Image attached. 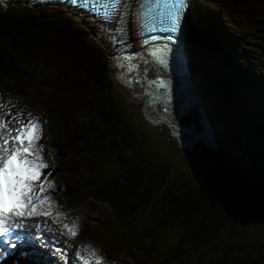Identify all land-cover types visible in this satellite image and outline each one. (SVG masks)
<instances>
[{"label": "rangeland", "instance_id": "374dc122", "mask_svg": "<svg viewBox=\"0 0 264 264\" xmlns=\"http://www.w3.org/2000/svg\"><path fill=\"white\" fill-rule=\"evenodd\" d=\"M194 1V8L190 7V14L191 15H197L201 19H205V21L212 24L211 21H208L210 17L215 21L216 19L213 17L214 14L212 13L213 8H218V10L221 9V12H223L225 15L223 17L222 26L224 29L226 28L228 31H230L238 41L239 46V53H237L236 59L233 60V64H235L237 67L240 68V72H245L251 76L247 80H242L241 82L237 81V78L233 80V84L238 86V94L241 96V99L244 102L251 101L255 102L257 100L256 96L249 92V88L246 87L247 84L253 83L251 86L252 92L255 90V88H258V91L262 93V96L264 98V89L259 90L260 87L264 88V80H263V74L261 76L256 77L255 74L262 73L264 69V0H242V1H233V0H193ZM8 5H3L0 2V9H10L6 8ZM48 6V7H46ZM39 6V7H32L22 5V4H16L15 6H12L11 9L16 14H26L30 13L34 15V13H56L57 16L55 18L57 19H63L66 21L67 19L72 21L75 25L71 24L75 29H83L85 33L88 32V39L94 43V48L92 49V46H81L77 44V42H71L69 39L65 37H58L51 31H40V30H33L32 28L28 30H21L22 32H25L24 34L28 36L27 43L28 45L39 43L42 46H40V49L33 50L30 53V57L23 58L24 61H28L29 63L35 62L36 58L44 57L47 59L45 61V68H56L58 67L59 70L62 72L61 77L65 81H57L59 79V75L57 72L52 71V75L55 77L53 79L52 84L48 86L42 87L40 84L36 85L33 81H21V80H15V81H7L0 77V82L5 83L3 86L5 88H9L10 93L15 94L13 96L10 93H3V98L8 99L6 103H13L14 100L17 102L18 106L20 108H23L24 110H29L30 114H36L43 115V109L42 105L46 106V109H48V104L51 105V108L54 106H58L55 102H52L51 97L59 98L58 96L61 95L62 98H64V103L61 105V107L58 106L59 110L64 116L67 117V126L68 130L71 133V135H76V140L72 141L70 140L68 142L69 146L76 145L79 142H84L87 145L88 139L90 137V131L89 128V119L92 114H94V108L96 106V79H99L100 76L104 78V81L106 82V85L108 86V93L111 96V98L114 100L116 107L119 108V112L121 115H123V121L127 124L129 127L130 132L132 133V136L136 139V144H134L135 148L140 150L142 152V155L148 156V160H151V163H156L158 166H160L161 169H163L166 174L168 175L167 180L173 181L178 186H181L186 189H192L195 187V189L206 188L208 190H216V189H224L225 185H228L229 190L227 189L228 193V199L233 202L232 212L228 214L227 212H224L227 216V223L225 227L220 232L221 238L216 239L215 241L211 242L210 245H204L199 246L195 252V254L192 255L190 258V264H216V261H221L222 258L229 257V252H232L231 258H238L243 257V255H246L248 252H252V250H242L239 251V245H253L256 248H262L264 247V209H261V206H264V192L260 189L259 186L256 185V183H253L251 179H249L242 170L247 172V166L244 162V159L248 161L247 153L246 157L244 158L243 155H241V151L247 150L249 152V148L247 146V142L238 143L239 146H244V149L234 150L233 154L231 155V159H225L223 160L222 164H218L215 162H211L207 157H205L207 154L211 151L209 150H203L200 155L197 154L196 160L183 158L179 156L171 147L168 146L169 142H166L165 140H162L160 137H158L153 131L149 128V126L145 125L144 122H142L141 119H138L136 115L134 114L135 111L133 109V106L131 104V101L129 98L119 89L116 82L114 81V78L111 73V66L112 63V54L109 52V50L106 49L105 42L102 44L100 40L98 39V35L96 31H93L90 25L86 22H84L82 19H80L78 16L73 15V13L66 11L63 7H53V6ZM210 7V9H209ZM214 9V10H215ZM207 13V15L205 14ZM20 15V16H21ZM24 16V15H23ZM210 16V17H208ZM219 16V15H217ZM25 17V16H24ZM30 17V16H29ZM126 18V16H125ZM124 18V19H125ZM220 19V18H219ZM221 20V19H220ZM218 21V20H217ZM216 24V21L214 22ZM219 24V21H218ZM220 25V24H219ZM70 26V24H69ZM198 27L195 26L191 29L189 39L194 41V38H196V32ZM214 32V31H213ZM84 34V33H83ZM201 34V33H200ZM33 37H29L32 36ZM203 35V34H202ZM210 35V34H205ZM204 36V35H203ZM101 38V37H100ZM104 39H102L103 41ZM195 43L199 44L196 47L203 46L202 42L195 39ZM204 45H206V42L203 40ZM79 43V42H78ZM187 43V41H186ZM191 42L188 41V46L186 47L185 51L188 52L186 56L190 55V61H191V72L194 75V64L196 63V52H192L189 50V44ZM214 46V43H211ZM27 47V45H26ZM216 48V46H214ZM216 49H221L217 47ZM50 50L53 53L52 57L45 56L47 51ZM116 54L117 51H116ZM199 54V53H198ZM32 57H35L32 59ZM221 59V58H220ZM189 60V56H188ZM198 60L200 63L204 60L201 59V56L199 55ZM222 60V59H221ZM262 65H261V62ZM188 62V61H187ZM221 63V62H220ZM233 64H222V67L225 68L228 66L233 68ZM187 68H189V64L186 63ZM198 68H200V75L202 77L201 84L198 83L196 80V83L199 84V87L201 89L202 96L207 99L206 104L209 109V114L211 116L210 121L212 122V126H214L217 130H219L227 139L226 141H234L237 139H240V133L243 130V126L239 125L240 121L237 116H235L234 112L232 110H227L226 115L228 116H222L223 115V109H220L221 113L218 115H214L216 112L215 110V86L214 84H207L205 81V77L202 73L206 70L205 65H197ZM215 66V65H214ZM212 67L211 65L210 70L207 71L208 76H211L212 78L215 77L217 79L218 71L219 69H215V67ZM253 68V69H252ZM214 70V72L212 71ZM252 70V71H251ZM250 71L252 73H250ZM101 72V75L99 76L96 74ZM198 72V69H197ZM210 72H213L210 73ZM221 72V71H220ZM94 73V74H92ZM232 74H236L237 70L234 69V72H231ZM48 74V73H47ZM240 74V73H238ZM210 79V77H208ZM213 78V79H215ZM205 80V81H204ZM211 80V79H210ZM244 86V87H243ZM214 87V88H213ZM231 90L229 87L228 92L231 94H234L235 90L237 88H234ZM25 88V89H24ZM203 88V89H202ZM213 89V90H212ZM242 92V93H241ZM237 93V91H236ZM22 94V95H21ZM48 96L46 102L45 98ZM13 100V101H12ZM24 100V101H23ZM242 101V103H243ZM27 102V103H26ZM46 102V103H45ZM44 103V104H42ZM241 103V104H242ZM64 105V106H63ZM66 105V106H65ZM243 105V104H242ZM254 105V104H253ZM234 106V110H239V113H241V110L249 120H251V112L256 115L258 118L261 119L262 113L257 110V104L254 106V111L250 109H245L244 105L242 106V109L240 107ZM25 107V108H24ZM246 112V114H245ZM258 112V113H257ZM29 115V113H27ZM238 115V113H237ZM47 116V115H46ZM48 117L54 118V113L51 112ZM232 117V118H231ZM215 118H221L219 123L220 126L219 129L217 127V122L215 121ZM229 118H231L233 124L229 121ZM126 119V120H124ZM228 119V120H227ZM238 120V127H236V124ZM128 121V122H127ZM248 121V120H247ZM252 121V120H251ZM261 120H258L256 122H259ZM217 123V124H216ZM226 124L231 125L232 127L228 128ZM248 131L251 129L250 126H245ZM225 129V130H223ZM245 137V136H244ZM243 138V137H242ZM244 139V138H243ZM189 141H191L189 137ZM228 145V143H227ZM85 146V150H86ZM211 146V145H210ZM46 147L48 145L46 144ZM229 147V145H228ZM50 151L48 153V158L51 161L53 165L55 164V161L52 160V155L55 154L54 150L50 147ZM230 149V148H229ZM178 150V149H177ZM145 153V154H144ZM244 153V152H243ZM205 155V156H204ZM250 155V154H249ZM226 156H229L226 154ZM206 161H205V159ZM114 157H111L109 159L110 165H105L106 168H102V166L97 169H94V176L101 178L104 177V173H106V176H109L111 174V169H114L115 167L112 165V161L114 160ZM80 160V159H79ZM204 161L203 165L200 163H196L198 161ZM77 161V159H76ZM201 161V162H202ZM75 167H72L74 166ZM110 166V167H109ZM71 172L70 177L74 178L72 180L77 181V177H84L82 170L83 168L80 165V161H77V164L69 165ZM250 173V172H249ZM248 181L251 186H253L255 189H253L254 192L251 190H248V184L246 180ZM85 180V179H84ZM73 181V187L74 190L79 193L78 198L83 201H88L92 203V205H96V207H92L93 210H98L97 213L94 214L97 219H99V225H102L103 221H114L116 219V212L105 202L100 201L98 199L90 198L87 196V194L81 193V186L78 185V189L76 187L75 182ZM247 185V187H246ZM236 186H240L245 190L246 193L251 194L254 196V203L253 204H247L244 202L243 197L240 196L241 191H234V188ZM260 191V195L256 192ZM55 196L59 200V192L55 193ZM258 196V197H257ZM262 202V205L259 202ZM227 200V199H226ZM222 210L221 206H219ZM81 208L78 209L80 211ZM94 222L92 223V225ZM146 224V223H145ZM232 224V227L235 228L236 232L234 235L230 236V232L227 230V228ZM228 226V227H227ZM114 226H111L112 234L111 236L106 240L107 243L113 244L115 246H119L114 250V253L118 254H132L134 256L135 261L140 262L139 254H145L146 258H152L154 256V252L149 254L151 249L149 247L145 248L144 253L143 249H140V251L129 249L127 250L126 245L121 247L119 244V237L120 235L118 233L113 232ZM179 230L178 223L176 221L172 222L171 226L162 228L161 231L157 232L156 238L157 241L153 242L154 245H152L154 248H157L159 250V256L163 258L170 252V249L173 247L174 243L179 239ZM231 237V239L229 238ZM226 237V238H225ZM91 241V239L89 240ZM104 243H106L103 240ZM152 242V241H151ZM150 243V242H149ZM89 245H92L101 255V260H105L108 257L109 252L106 251L105 246L100 243H90ZM90 246L86 248L88 249ZM190 246H186V249L188 250ZM233 249V250H231ZM91 252H94V250H89ZM226 252L228 254L226 255ZM235 253V254H233ZM125 258L124 255H120ZM238 256V257H237ZM124 258H121L124 259ZM176 258L175 255L170 256V260H174ZM131 259V258H130ZM132 260V259H131ZM153 264H157L154 261H152ZM168 262V261H167ZM163 263V264H167ZM113 263V262H111ZM178 264V263H177Z\"/></svg>", "mask_w": 264, "mask_h": 264}, {"label": "trees", "instance_id": "16d2710c", "mask_svg": "<svg viewBox=\"0 0 264 264\" xmlns=\"http://www.w3.org/2000/svg\"><path fill=\"white\" fill-rule=\"evenodd\" d=\"M216 14L220 15L219 13ZM20 15L19 13L16 14L11 7L10 9H0V77L10 81H33L36 85L40 83L44 87L54 82L52 81L55 79L52 75V71L54 70L60 77L57 81H65L62 79V72L58 67L52 69L45 68V61L47 59L44 57L36 58L33 63L23 60V58L27 57V53L28 57H30L32 49L38 50L42 46L39 43L28 45V36L24 34L25 32L28 33V31L22 32L21 30L23 29L28 30L32 28L35 31H51L58 37H65L71 42H77L81 46L87 45L92 46V49L94 48V43L87 37L88 32L85 33L83 29H75L76 27L74 28L71 25L75 24L68 19L64 21L63 19L55 18L57 16L56 13L48 14L43 12L42 14L38 11L34 15L30 13ZM217 15H214L216 17V24L213 22V25L205 21L207 18L204 20L199 16L196 18L198 21L197 26L201 33L197 32V38H201L202 41L204 40L209 44V48H205L204 46L196 47L199 44L190 41L189 47L193 48L197 56L193 73L198 83L199 81L201 82L200 76L197 74V69H199L197 65L206 66V70L202 73L206 79L204 81L207 84H214L216 87L215 90L212 89L213 92L216 91L214 96L216 112L214 115H217V111L219 112L218 115H220V109H223L222 116L225 117L227 116L225 111L232 110L235 111L234 115L239 120H243L244 114L242 112L239 113V110H234V106L236 105V101L234 100L235 96L228 92L229 89L227 87L229 86L218 78H215L216 75L213 74L214 70L210 73L215 76L213 77L215 79L207 74V71L210 70L209 66L211 65L213 67L215 65V69L221 71L219 74L225 76L227 73H223L222 64H229L231 62L230 60L233 59V56L229 54V46L233 45L230 38L227 39L224 35L229 45L226 47V52H223L222 49H218V52H216L215 45L213 46L210 40H208L210 38L218 47H225V40L219 30L220 26L217 21ZM205 34L210 35L206 36ZM29 37H33V35ZM232 38L234 40L236 39L234 36ZM51 53L53 52L48 50L45 56L50 55L52 57ZM199 55L204 62L202 61L200 63L198 60ZM190 69H192L191 61ZM99 74L101 75V72L97 73L96 77ZM228 74L231 76L228 78L226 75L227 77L225 78L227 80L230 79V81L233 80L234 75L232 73ZM236 74L240 75L242 80L247 77V73L245 72ZM95 83L97 101L94 114L90 117L88 130L91 134L87 142V157L85 160L90 162L93 160L97 169H99L101 166L102 168L103 166L106 168V164L110 165L109 159L114 157L115 159L112 161V165L115 168L111 169L109 176H106V173H104V177L96 178L94 181L88 182L87 188L85 189L92 196H96L104 202H107L115 210L120 219L125 220L128 225H131L132 231H136V228L141 229L140 235L145 236L148 234L151 236V231L155 232L161 226L169 227L172 222L176 221L180 227V238L174 248L170 250L168 256L163 259L162 263L168 261L167 264H190V258L195 254L199 246H208L211 242L221 237L220 232L227 223V216L224 212L230 214L232 212L231 207L234 204L228 199V185H225L223 190H208L201 187L199 189H195V187L186 189L178 186L172 180L168 181L166 172L158 164L151 163V160H148V156H143L142 152L135 148L134 144L137 145L135 142L136 139L132 136L129 127L123 121V115L120 114L119 108L116 107L114 100L109 95L108 86L104 78L100 76L99 79H96ZM231 118H229V121L233 124ZM215 119L220 126L222 123H219L221 118ZM236 121L238 122V120ZM240 123L245 126V121H240ZM253 124L257 126L258 130L255 129L252 131L250 129L251 132L248 133L247 128H245L240 133V137L241 135L245 136H242L244 139L241 137L234 141H227V143L234 150H238L237 145L232 144V142L236 144L242 143L244 140L247 142L249 152L247 150L241 151V155L244 158L247 153L250 154H248L249 162L244 159L247 172H250L249 174L256 178L258 177L264 184L263 174L257 171L259 170L257 168V161H264V123L253 121ZM226 126L228 128L231 127L229 124H226ZM238 147L239 149H244L245 145L243 147L239 145ZM86 171L87 175L84 176L85 179L88 176L93 177L91 169L87 168ZM247 184L249 187L246 185L248 190L254 192L253 189L255 188L248 182ZM234 191L239 192L240 188L235 187ZM256 193L259 194L260 191ZM259 196L261 197L260 194ZM259 202L262 205L260 199ZM219 206H221L222 210ZM262 209H264V206ZM227 230L230 232V236L236 232L232 224H230ZM230 236L229 238L231 239ZM151 237L154 238L153 235ZM186 246H190V248L187 250ZM242 250H252V252L246 253L243 257L237 256L238 258L234 259L231 258L232 252H229V257L222 258L221 261H216V264H264V248L259 249L253 245L242 244L239 245V251ZM172 254L176 256L174 260H170ZM227 254L228 252H226Z\"/></svg>", "mask_w": 264, "mask_h": 264}, {"label": "bare ground", "instance_id": "6f19581e", "mask_svg": "<svg viewBox=\"0 0 264 264\" xmlns=\"http://www.w3.org/2000/svg\"><path fill=\"white\" fill-rule=\"evenodd\" d=\"M12 1H15L16 4H22V5H26V6H30L31 5L32 7H39V6H46V5L53 6V7H55V5H56V7H60V5H61V4H59L60 0H57V3L55 5L53 4V2L51 0H7V2H9V3H6L3 0H0V2L3 5H8L6 8H10V7L14 6V5H11ZM184 2H186V1L184 0ZM186 3L190 4V2H186ZM64 7L65 6H63V8ZM189 8L183 9V14H182L183 18H181V20H182L181 28L183 30V34L181 33L179 35V38L176 37V38H174V41H173L174 43H176L178 45V48L181 47L184 50L188 46V41H192V40L189 39V35H190L191 29L194 28L195 26H197V23H198V21L196 20L197 15H191L190 14L191 11H190ZM65 9H66V11H69V12L73 13V15L78 16L84 22L88 23L90 25V27L92 28V30L96 31V33L98 35V39L100 40V42H102V44H104V42H105L106 49L109 50V52L112 54V57H111L112 58V63H111L112 68L110 69L111 73H112V75H113V77H114V79L116 81V84L119 87V89L131 101V104H132L133 109L135 111L134 114L136 115V117L138 119H141L142 122H144L145 125L149 126V128L153 131V133H155L162 140H165L166 142H169L168 146L171 147L179 156H181L183 158H188V160L192 159V158H193V160H196L197 158H200L201 156L200 157H196V156H197V154L200 155V153L204 149H207V150L214 149L215 146L214 145L210 146V144H211V142H215V144L218 142L217 132H216L215 127L212 126V122L210 121L211 116L209 114V109H208V107L206 105L207 99L202 96L203 92L200 90L199 84L196 83L195 77H194V75L191 72V69H190V55H188L189 56V60H188V56L187 57H185V56L181 57L180 54L177 55L180 59H182L184 61L182 64H179V63H175L174 62V57L176 56V54H170L169 55L170 56V61L167 60V62H169L170 67L172 69H174V70L173 71H166V70H169L168 68H166V70H165L166 75L163 74L160 71V67H154L153 69L157 70L156 71L157 76L164 81V84H161L163 86L160 87L162 90H166L169 87L173 91H176L175 82L172 80L171 76L177 77L179 79V81H181L182 83L184 81H190L191 82V85L180 84L179 87L181 89H187L188 87H191L192 89L196 90V92L198 93L197 95L201 96L202 99L201 98L199 99L200 107L198 106V108L199 109L201 108L202 116L200 115V116L194 117V116H191V115L187 114V111H192L193 110V107L189 106L190 103H187L186 104L187 106H182V105L178 104L177 107H179L180 110L178 112H176L175 116L177 117V121H180L181 120L180 116H183V119H191L192 121L197 122V123H195L196 124L195 127H197V128H201V126L203 124L202 121H204L205 124H207V127L209 128V133H210V138L207 139V140H205V137L200 136L198 133H196L195 131H193L191 129L193 127L191 125H189L190 121L188 122V124H185L186 125L185 128H184V130H185L184 132L185 133H183V132L175 133L174 129H175V126L177 125L176 121H173V119H170L168 114H162V113L155 112L154 109L151 108L150 100L148 98H142V96L139 95V94L137 96H134L130 92V88L132 87V84L128 85L127 84L128 81L126 80V78L129 77V74L131 72H128L125 75V79H123L122 82L120 81V75H119V72H118V70H117V68L115 66V63L118 66H119V63H120L121 67L123 68V70H126L127 67L124 66L125 62L124 61L120 62V60L128 58V53H127L128 50L133 51L134 52V58L138 59V54L135 52L134 47H136L139 43H141V41H140L141 37L144 36V35H141V33H140L141 30H143V29H142V27H141V25H140V23L138 21V13L140 11L146 10V9H141L140 0H128V5L126 7H124V9L122 11V14L119 17L110 18L109 21H102V22H101L102 18L100 16L96 15L95 13H93L91 11H89L88 15H87L78 6H74L73 5V6L69 7V8L65 7ZM125 16H126V18H125ZM192 18H193V20H191ZM223 23H224V21H223ZM221 26H222V24H221ZM220 28L226 34L228 39L229 38L231 39V41H232L231 43L237 49V50H233V49L230 48V50H229L230 51L229 54L233 56V59L234 58L236 59V57L238 55L237 53H239L238 52L239 51L238 48L240 46V45L238 46V41L236 39L234 40L232 38V36H234V35L230 31H228L226 28L225 29H224V27H220ZM197 32L200 33V29L199 28L197 29ZM197 32L195 33L196 34V36H195L196 38H197ZM159 34H165V33L164 32H159ZM216 37H218V36H216ZM102 39H104V40L102 41ZM197 40L202 42V44H203V46L205 48H209V46H205L204 45V42L202 41L201 38H197ZM208 40H210V43H212V40L210 38ZM118 41H119V44H120L119 47L115 46L116 42H118ZM186 41H187V43H186ZM194 41H195V39H194ZM181 43H182V45H181ZM155 45H157L156 42H155ZM206 45H209V44L206 43ZM214 45L216 46V48L218 47V45H216L215 43H214ZM227 46H228V44H227V42L225 40V47L219 46V48H221L223 52H226V49H227L226 47ZM141 50L144 51L143 48H141ZM116 51H117L118 54L119 53H121V54L116 56V54H115ZM216 52H218V49H216ZM155 53H157V51ZM170 53H173V52L170 51ZM180 53H182V52L180 51ZM141 58L143 59L144 63L148 64L149 57H147V55L145 53H143ZM186 59H187L188 62H186ZM155 61H157V60L155 59ZM230 61L232 62V60H230ZM186 63L189 64V68H187ZM234 65L235 64H233V66ZM261 65H262V62H261ZM142 67L143 66L136 67V68L142 70ZM132 69H133V67H132ZM234 69L237 70V73H241L242 72V71L240 72L239 71L240 68L235 65V67H233V68H231L229 66H228V68L227 67L223 68V70H224L223 73L226 72L227 73L226 75L229 78V76H231V75L228 74V73L234 72ZM199 71H200V68L198 69L197 74H199L200 79H202ZM251 71H250V73H252ZM219 72H220V70L217 73H219ZM261 74H263V77H264V69H263L262 73L255 74V75H256V77H259V76H261ZM149 75L150 74L146 75L145 82L146 83H152L154 86L157 87L156 82H158L159 80L155 77V75L152 76L151 78L147 77ZM222 75L223 74H218L217 78L220 81H223L224 83H226L229 87L234 86V88H237L236 91H237V96H238V86L236 84L234 85L232 81L235 78H237V81L241 82L242 78L240 77V75L233 74L234 78L231 81H230V79L227 80L225 78L226 75L225 76L224 75L222 76ZM246 76L247 77L244 80H247L249 77H251L248 74V72H247ZM1 78H3V77H1ZM3 79L7 80V81H10V80H8L6 78H3ZM263 80H264V78H263ZM199 83H201V82L199 81ZM252 84L253 83H250L249 85L247 84L246 87H248L250 89V92L253 93L256 96V98L260 99L262 101V103L264 104V98L262 96V93L260 91H258V88H255V90L252 92V88H251ZM262 89H264V88L263 87L259 88V90H262ZM181 95H182L181 93H175L174 92V93H172L170 95V97L174 98V100L182 101V99L180 97ZM237 96L234 99L236 101L235 102L236 105L242 103V100L238 99ZM58 97H59L58 99L56 97H51L49 99H51L52 102H55L56 104H58L59 107H61V105L64 103V100H63L64 98H62L61 95H59ZM7 100L4 99L3 96H2V102L4 104L3 111H4L5 114H7V113L11 114V115H7V117L10 120H12L13 117H15L16 120H20V118L17 119V116H19L18 112L24 113L27 116L26 120H28L29 115L22 108H20V106L22 104L18 106V104H17V102L15 100H14L13 103H11V102L6 103ZM189 101L191 102L192 99L190 98ZM242 104L244 105L245 109H250V110L254 111V106L255 105H253L251 101H247V102L243 101ZM256 104H257V106H256L257 110L260 111V113H264L263 112L264 111V107L261 105V103H259L257 101ZM58 106L56 105V106H54L52 108H51V106H48V109H46V106L42 107V109H43V115L42 116L44 118V121H46V122L49 121L53 125V127L50 128L51 134H49L50 138L52 140L50 138H46V135L48 133H45V132H42V138L41 139L43 140L42 141L43 143L44 142L51 143L53 140L55 142L59 143V147L62 148L64 151H66V154H65L64 157L66 158V160L68 158H70L71 164H69V165H72V164H75L74 160H76V159L77 160H79V159L85 160L86 159V157H87L86 156L87 155V146H86V144L84 142H79L76 145L69 146L68 142L70 140H69L68 137L70 135H68V134L67 135L59 134L60 132H62L66 128H68V126H67V122H66L67 117L64 116V118H63L61 115H58V111H60ZM51 112L54 113V118L48 117V115ZM241 112H242V110H241ZM245 114H246V112H245ZM249 115L251 116V120L252 121L249 120L246 116H244L245 126H247V127L250 126L252 131L255 130V129L258 130L257 126L253 124L254 119H253V116H252L253 115L252 112ZM31 116L32 117H36V114H31ZM263 117H264V114H263L262 118ZM2 118L3 117H0V119H2ZM262 118H261V121H262ZM15 124L16 123L13 122V125H14L13 127H15ZM217 127L219 128L218 124H217ZM219 129H221V128H219ZM250 132L251 131L249 130L248 133H250ZM172 135H175V136L172 137ZM189 137H190L191 141H189ZM193 139H195L194 140V144L192 145L193 146L192 149H194V150H193V152L189 153L190 148H191V142L193 141ZM199 141H201V143H202L203 150H202V147L199 146ZM206 142L208 143V145L206 144V146L208 148L204 146ZM219 144L221 145L220 141H219ZM232 144L237 145L235 142H232ZM44 146H45V144L41 145L39 142L35 145L37 151H39V152L44 150ZM84 146H86V150L84 149L85 148ZM80 148H81V152L78 153V150ZM215 150H216V148L214 149V151ZM219 151H222V150H219ZM220 155H225V152L223 154H220ZM247 158H248V155H247ZM80 165L82 167V164H80ZM72 167H75V165L72 166ZM85 175H87V171H86ZM78 178H81V177H78ZM72 179H74V178H72ZM50 192H52V191H50ZM55 192L62 193L63 196H65L68 193V191H60L59 189L55 190ZM91 206H93V205L88 203V207H91ZM78 209L76 210V214H75V218H74V219H76V224L75 225L77 226V228L84 227L85 229H91L93 227V225H92L93 220H94V218H97V217L94 214L92 215V213H93L92 211H89V212H86L84 219H81L80 216H79V212L80 211H78ZM95 213H97V212H95ZM100 226H102V225H100ZM96 232H97V230H96ZM100 238H102V236H100ZM16 242H17V245L20 247L21 252L23 254L25 252L24 248H26V247H24L22 245L23 244L22 239L20 241H16ZM34 247H36V246H34ZM80 248H81V252H84L85 247L83 245L81 247H80V245H78V247H76V245H75L73 240L70 242L69 246L67 244H65L62 247V245H61L62 258L65 259L68 263H70L71 259H73V255L71 254V249L75 250V251H79ZM49 256H50L49 249H47L46 252L45 253L43 252V254H42V258H41L42 264H56L55 261L52 260V258H49ZM25 258H22L20 256L16 257L17 263L18 264H22V262H23V260H25ZM130 258L133 259L132 256ZM28 263L29 264H39V261L37 263L36 261H33L32 258H29ZM110 264H114V263H110Z\"/></svg>", "mask_w": 264, "mask_h": 264}, {"label": "snow or ice", "instance_id": "6c2138e0", "mask_svg": "<svg viewBox=\"0 0 264 264\" xmlns=\"http://www.w3.org/2000/svg\"><path fill=\"white\" fill-rule=\"evenodd\" d=\"M70 3L89 9L107 21L119 17L128 5V0H70ZM140 7L146 9L138 13V21L143 29L141 35L145 32H164L168 35H152L149 39L172 41L173 34L180 29L181 16L186 7L184 0H140ZM143 43L147 44L148 40ZM167 51L165 47L163 52ZM160 63L167 64L166 56ZM132 70V67H129V71ZM13 122L20 127H11ZM41 138V124L31 114L27 122L16 120L15 117L12 120L0 119V237L10 236L16 230H26L25 218H59L62 215L52 210L55 205L47 194L53 189V183L46 178L41 181L43 170L48 168L35 147ZM63 227L72 237L77 236L78 229L75 224H65ZM14 239L20 241L22 237L16 236ZM4 244L10 245L11 248L17 246L15 242L7 239ZM80 260L81 264H92V260L83 255ZM95 264H101L98 256L95 257Z\"/></svg>", "mask_w": 264, "mask_h": 264}, {"label": "water", "instance_id": "95a60500", "mask_svg": "<svg viewBox=\"0 0 264 264\" xmlns=\"http://www.w3.org/2000/svg\"><path fill=\"white\" fill-rule=\"evenodd\" d=\"M236 187L240 188V191H241L240 196L243 197V200L245 203H247V204H253L254 203V200H255L254 196H252L251 194H248L249 192L246 193L245 190L244 189L242 190V188L240 186H236Z\"/></svg>", "mask_w": 264, "mask_h": 264}]
</instances>
